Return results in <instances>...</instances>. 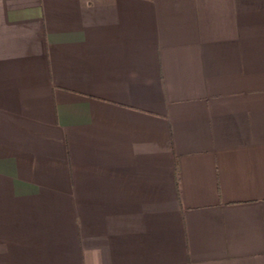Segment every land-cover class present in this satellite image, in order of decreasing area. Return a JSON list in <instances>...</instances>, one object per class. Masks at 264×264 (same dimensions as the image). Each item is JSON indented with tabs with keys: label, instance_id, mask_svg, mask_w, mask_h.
Masks as SVG:
<instances>
[{
	"label": "crops",
	"instance_id": "0c3cea01",
	"mask_svg": "<svg viewBox=\"0 0 264 264\" xmlns=\"http://www.w3.org/2000/svg\"><path fill=\"white\" fill-rule=\"evenodd\" d=\"M0 264H264V0H0Z\"/></svg>",
	"mask_w": 264,
	"mask_h": 264
},
{
	"label": "trees",
	"instance_id": "16d2710c",
	"mask_svg": "<svg viewBox=\"0 0 264 264\" xmlns=\"http://www.w3.org/2000/svg\"><path fill=\"white\" fill-rule=\"evenodd\" d=\"M177 171H178V170H177V167H176V168H175V173H176V174H177ZM177 190H178V184H177Z\"/></svg>",
	"mask_w": 264,
	"mask_h": 264
}]
</instances>
